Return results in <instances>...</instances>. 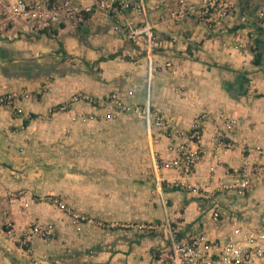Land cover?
<instances>
[{
	"label": "crops",
	"instance_id": "1",
	"mask_svg": "<svg viewBox=\"0 0 264 264\" xmlns=\"http://www.w3.org/2000/svg\"><path fill=\"white\" fill-rule=\"evenodd\" d=\"M205 1L197 0L190 7ZM262 1L241 0L216 27L192 13L172 20L177 0H144L156 36L151 63L142 42L125 37L128 27L141 23L130 11H95L82 25L66 23L44 30L23 20L7 23L0 16V95L42 91L39 99L0 108V264H31L39 259L45 264L164 262V255H157L164 248L160 239L119 237L98 245L100 250L92 256L76 248L71 255H64L65 250L57 253L54 242L45 246L37 237L28 241L29 252L18 243L22 232L38 221L55 223L60 237L68 232L60 214L43 202L46 195L33 194L49 188L38 167L61 162L45 155L41 160L40 148L49 150L54 144L44 147L39 141L52 143L65 128L72 135L79 129L68 122L73 108L47 118L48 109L78 93L102 98L116 92L126 103L147 101L171 128L169 135L153 132V149L163 163L177 157L179 144L189 145L182 134L192 121L202 113L208 115L199 143L201 158L192 174L160 170L167 187L176 179L181 188L165 189L171 220L179 230L177 240L204 235L223 243L264 225V179L255 176L252 189L244 195L222 189L239 174L264 165V27L255 21ZM256 53L261 56L259 65L254 64ZM222 115L236 121L227 134L229 149L219 146L216 138L223 129ZM146 126L151 132V125ZM214 213L219 215L216 220ZM84 244L86 248L90 243ZM247 264L264 261L252 255Z\"/></svg>",
	"mask_w": 264,
	"mask_h": 264
},
{
	"label": "rangeland",
	"instance_id": "2",
	"mask_svg": "<svg viewBox=\"0 0 264 264\" xmlns=\"http://www.w3.org/2000/svg\"><path fill=\"white\" fill-rule=\"evenodd\" d=\"M12 93L28 95V98H21V102L39 99L42 91ZM78 94L94 102L74 101L73 97L77 95L74 94L67 101L48 109L47 118L73 108L75 112L68 122L77 124L79 129L72 135L65 128L63 135L52 143L39 141L44 147L54 144L49 150L38 146L41 160L45 155V159L61 162L38 167L42 174L40 178L49 182V188L33 194L46 195L41 197L43 202L60 214L61 223L68 232L65 237H60L56 224L51 222L38 221L31 225H51L54 235L42 242L45 246L54 242L59 247L56 252L65 250L64 255H71L72 249L76 248L87 250L85 255L92 256L100 250L98 245L119 237L129 241L146 238L148 242L160 239L164 248L157 251V255L163 254V264H168L169 231L177 236L179 230L171 220L165 189L181 188L176 179L167 187L160 170H156L155 165L162 168L164 163L154 152L153 132L156 130L169 135V121L164 118L167 123L163 127L152 124L151 132H148L146 120L134 112L135 109L144 110L149 105L147 101L126 103L116 92L102 98ZM113 95L115 99H112ZM149 108L153 113L150 105ZM15 112L21 114L22 110L16 107ZM183 133L182 136H188V131ZM5 227L10 229L11 224L7 223ZM84 242L90 244L84 248ZM18 243L28 249L29 242L24 243L23 238ZM31 264L45 262L39 259Z\"/></svg>",
	"mask_w": 264,
	"mask_h": 264
},
{
	"label": "built area",
	"instance_id": "3",
	"mask_svg": "<svg viewBox=\"0 0 264 264\" xmlns=\"http://www.w3.org/2000/svg\"><path fill=\"white\" fill-rule=\"evenodd\" d=\"M195 1L197 0H177V7L170 14L171 19L179 21L192 13L199 21H208L218 27L231 16L241 0H206L191 9L190 6ZM2 9L0 16L6 18L7 23L19 20L28 21L38 30L57 28L66 23L82 25L95 11L105 13L130 11L141 18V23L128 27L125 37L130 41L140 40L142 42L149 63L152 62L154 56L156 36L144 0L132 2L125 0H3ZM255 21L260 27H264V2L256 12ZM21 98H28V95L4 93L0 95V107L16 106ZM115 98L116 96L113 95L112 99ZM73 100L94 102L82 94H77ZM134 112L138 117L145 119L148 125L163 127L167 123L159 113H151L149 105L144 110L135 109ZM207 120L208 115L202 113L192 121L187 136L189 145L179 144L176 147L177 157L164 163L162 168L174 170L185 176L192 174L201 158L199 143L203 134V125ZM221 120L223 129L217 132L216 138L219 146L229 149L232 145L227 134L234 129L236 121L224 115L221 116ZM155 168L156 170L162 169L158 165H155ZM255 176L264 179V165L252 168L250 173L239 174L232 183L222 189L232 190L237 195H244L252 189ZM213 216L215 220L219 217L218 213H214ZM168 227L170 230V225ZM169 232L168 264H247L252 255L264 261V225L239 234L237 237H229L223 243L210 241L204 235H194L191 238L177 240L173 231ZM53 235L54 229L51 225L37 223L25 229L21 238L26 243L33 237L47 241ZM27 251L29 252L30 249Z\"/></svg>",
	"mask_w": 264,
	"mask_h": 264
},
{
	"label": "trees",
	"instance_id": "4",
	"mask_svg": "<svg viewBox=\"0 0 264 264\" xmlns=\"http://www.w3.org/2000/svg\"><path fill=\"white\" fill-rule=\"evenodd\" d=\"M260 55L258 53L255 54L254 56V64L255 65H259L260 64ZM27 124V121L24 122V125ZM172 190H180L179 187H172L171 188Z\"/></svg>",
	"mask_w": 264,
	"mask_h": 264
}]
</instances>
